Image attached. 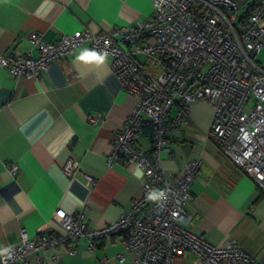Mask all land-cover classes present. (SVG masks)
Returning <instances> with one entry per match:
<instances>
[{"label": "crops", "instance_id": "obj_1", "mask_svg": "<svg viewBox=\"0 0 264 264\" xmlns=\"http://www.w3.org/2000/svg\"><path fill=\"white\" fill-rule=\"evenodd\" d=\"M237 1L247 7L253 0ZM150 12L151 0H0V54L35 52L29 38L34 32L53 40L82 26L107 31L144 19ZM88 52L96 58H79ZM260 52L259 64L264 66V47ZM136 57L150 66L145 55ZM111 61L110 54L84 42L72 54L51 62L39 79L16 78L0 67V251L19 241L21 228L32 238L45 229L61 231L52 216L57 207L73 212L85 206L87 223L100 227L142 193L137 163L120 159L107 163L114 131L138 99L121 88ZM91 112L100 113L102 120L88 122ZM175 112L172 105L168 118ZM212 113L207 102H193L187 121L180 123L178 140L169 144L170 155L161 154L167 178L186 161L200 159L186 205L189 219L181 224L215 244L231 237L264 264V195L207 137ZM136 143L152 147L150 127L142 129ZM69 157L92 175L93 185L81 175L63 172ZM9 165L15 170L10 171ZM121 249L116 233L94 241L92 250L80 237L75 252L61 246L57 257L46 264H98L101 255L109 258L108 264H134L133 251H125L122 261L115 257ZM50 253V249L34 251L26 258L39 264L37 256ZM168 264L200 263L186 250Z\"/></svg>", "mask_w": 264, "mask_h": 264}, {"label": "built area", "instance_id": "obj_2", "mask_svg": "<svg viewBox=\"0 0 264 264\" xmlns=\"http://www.w3.org/2000/svg\"><path fill=\"white\" fill-rule=\"evenodd\" d=\"M245 9L237 0H151L150 14L128 25L107 31L82 26L53 40L34 32L29 38L35 52L0 54V67L11 76L32 79H39L51 62L72 54L84 42L110 54L121 88L138 99L114 131L107 163L135 162L143 172L142 193L116 218L93 227L87 223L85 206L73 212L57 207L52 216L61 231L45 229L32 238L21 228L19 241L0 251V264H30L29 253L50 249L49 255L37 256L39 264H46L61 246L75 252L80 237L92 250L94 241L115 233L122 246L115 254L119 261L125 251H133L134 264H168L188 250L200 264H263L231 237L215 244L181 224L189 219L186 205L199 158L186 161L170 178L161 163L162 152L170 155L169 144L178 140L180 123L187 121L192 103L202 100L213 109L207 137L264 195V66L254 58L264 47V0H255L240 26ZM136 54L145 55L150 66ZM172 105L176 112L168 118ZM86 119L98 123L102 115L91 112ZM146 126L151 129L150 149L136 143ZM9 170L15 166L9 165ZM62 170L68 176L81 175L89 185L95 183L73 157L66 159ZM154 190L164 193L155 202L147 199ZM108 259L101 255L98 264H108Z\"/></svg>", "mask_w": 264, "mask_h": 264}, {"label": "clouds", "instance_id": "obj_3", "mask_svg": "<svg viewBox=\"0 0 264 264\" xmlns=\"http://www.w3.org/2000/svg\"><path fill=\"white\" fill-rule=\"evenodd\" d=\"M80 59L82 60H91V59H95L96 58V54L94 52H88L87 55H83L81 57H79ZM136 176L137 178H142L143 176V172L141 170H137V173H136ZM164 195L163 191H156L154 190L152 193H150L148 196H147V199L150 200V201H158L161 199V197ZM5 252L7 250H4Z\"/></svg>", "mask_w": 264, "mask_h": 264}, {"label": "trees", "instance_id": "obj_4", "mask_svg": "<svg viewBox=\"0 0 264 264\" xmlns=\"http://www.w3.org/2000/svg\"><path fill=\"white\" fill-rule=\"evenodd\" d=\"M254 3H255V0H253L252 3L248 5L246 9L240 14L239 19H238L240 26H242L248 19Z\"/></svg>", "mask_w": 264, "mask_h": 264}, {"label": "rangeland", "instance_id": "obj_5", "mask_svg": "<svg viewBox=\"0 0 264 264\" xmlns=\"http://www.w3.org/2000/svg\"><path fill=\"white\" fill-rule=\"evenodd\" d=\"M254 58L256 59L257 62L263 63V53L262 52L257 53Z\"/></svg>", "mask_w": 264, "mask_h": 264}]
</instances>
